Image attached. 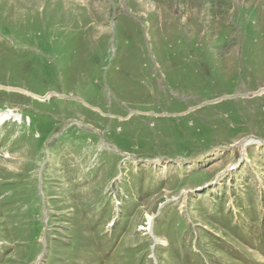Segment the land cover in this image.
Masks as SVG:
<instances>
[{
    "label": "rangeland",
    "instance_id": "obj_1",
    "mask_svg": "<svg viewBox=\"0 0 264 264\" xmlns=\"http://www.w3.org/2000/svg\"><path fill=\"white\" fill-rule=\"evenodd\" d=\"M0 112V264H264V0H0Z\"/></svg>",
    "mask_w": 264,
    "mask_h": 264
},
{
    "label": "bare ground",
    "instance_id": "obj_2",
    "mask_svg": "<svg viewBox=\"0 0 264 264\" xmlns=\"http://www.w3.org/2000/svg\"><path fill=\"white\" fill-rule=\"evenodd\" d=\"M11 116H13L14 118H16V120L20 119L19 118V114L14 115L11 112H7V113H5V112H2L1 113L0 112V123H3L4 121L10 119ZM250 142H253V140H251V139L248 140L246 144H248ZM150 220H151V218H150Z\"/></svg>",
    "mask_w": 264,
    "mask_h": 264
}]
</instances>
